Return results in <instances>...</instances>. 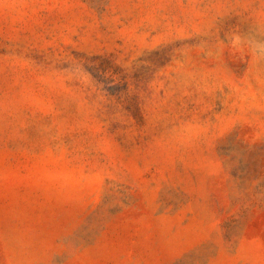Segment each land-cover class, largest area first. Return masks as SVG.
Listing matches in <instances>:
<instances>
[{
    "label": "rangeland",
    "instance_id": "rangeland-1",
    "mask_svg": "<svg viewBox=\"0 0 264 264\" xmlns=\"http://www.w3.org/2000/svg\"><path fill=\"white\" fill-rule=\"evenodd\" d=\"M0 264H264V0H0Z\"/></svg>",
    "mask_w": 264,
    "mask_h": 264
}]
</instances>
